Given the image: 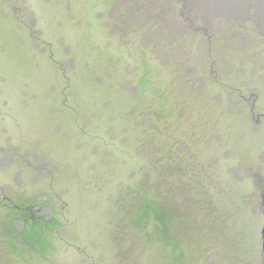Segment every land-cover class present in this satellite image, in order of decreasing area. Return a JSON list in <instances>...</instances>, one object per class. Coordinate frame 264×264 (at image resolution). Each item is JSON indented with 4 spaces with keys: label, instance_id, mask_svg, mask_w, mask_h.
<instances>
[{
    "label": "rangeland",
    "instance_id": "1",
    "mask_svg": "<svg viewBox=\"0 0 264 264\" xmlns=\"http://www.w3.org/2000/svg\"><path fill=\"white\" fill-rule=\"evenodd\" d=\"M252 2L250 12L235 8L239 17L210 13L213 32L198 34L186 22L175 24L164 0H0V148L41 155L47 149L57 167L52 191L68 193L70 203L64 233L50 236L60 264L263 263L262 185L241 178L238 167L253 164L264 179V127L256 131L245 118L228 115L218 145L209 137L210 152L201 135H189L187 199L182 187L171 185L169 166L158 169L161 182L155 167L140 170L143 112L169 104L147 89L143 110L139 92L126 86L145 72L170 82L171 57L164 54L179 51L189 53L190 63L208 69L215 63L264 87V28ZM202 6L192 12L203 13ZM260 96L264 104V88ZM225 155L220 167L216 161ZM12 174L0 171L2 183ZM157 197L179 212L192 209L198 227L190 232L199 242L180 247L183 257L173 259L172 247L157 243L153 217L139 232L138 210ZM112 243L115 257L108 253ZM85 246L93 261L82 263Z\"/></svg>",
    "mask_w": 264,
    "mask_h": 264
},
{
    "label": "flooded vegetation",
    "instance_id": "2",
    "mask_svg": "<svg viewBox=\"0 0 264 264\" xmlns=\"http://www.w3.org/2000/svg\"><path fill=\"white\" fill-rule=\"evenodd\" d=\"M164 1L173 11L172 18L175 24L180 25L182 21L186 22L198 34H205L208 29L213 32L210 25V13L231 14L230 16L239 17L235 8L246 13L250 12L248 8L253 6L252 1H254L257 19L264 28L263 12L257 0L245 2L233 0L229 6L225 3L226 0H208L209 2L204 0L203 6L200 3L201 0ZM241 3L247 7H243ZM224 5L226 6L223 8ZM193 6L198 8L202 6L205 9L203 13L197 15L192 12ZM241 15L245 16V14ZM196 20L200 22L199 27H195ZM164 55L171 57L172 66L171 69L170 66L168 68L170 82L163 81L161 74H158L157 79L154 80L148 72H145L140 76L137 84L132 85L131 81H128L126 86L131 88L130 91H135L134 93L139 92L138 97L143 110H146L149 105L147 89L154 90V97L156 98L157 94L159 104H169L160 106L157 110L148 112L147 115L143 112L145 115L142 116L143 124H141L140 133L139 152L142 155L140 170L144 172L148 165L155 167L159 175L157 180L161 182L164 178L159 174L158 169L169 166L170 173L166 174L170 175L173 182L171 185L177 188L182 187L185 198L188 199L191 189L189 180L192 178L187 168L192 162L186 158L190 150L189 135L191 138L201 135L202 139H205L203 142L207 145H204L205 150L210 152L213 150V145L209 137L212 136V142L214 146H217V141H220L219 136L221 138L223 132L227 130L222 129L221 124L228 119V115L233 116L232 120L238 117L245 118L249 122V125L246 123L245 126L252 127L256 131L264 127V104L260 96V94L263 95L264 87L256 86L251 82L246 83L241 80L242 76L239 72L232 74L233 72L227 73L222 68L216 69L215 63L210 69L204 65L190 63L189 53L182 55L179 51H174L172 55L171 53ZM169 110H172L170 114ZM149 113H151L150 116ZM211 120L214 122L213 129L210 125ZM22 150L21 146L6 150L0 148V171L5 169L13 171L9 181L2 183L0 180V264H60L54 255L50 236L62 235L65 224L69 222L67 211L70 203L69 199L64 198V195L68 193L52 191L54 178L51 172L57 167L52 165L47 149V153L42 155L33 148L26 149L24 152ZM180 155L185 158L182 159ZM226 155L222 156L223 161L215 160L220 167L226 161ZM209 162L205 163L204 160L202 162L207 170H209ZM179 168H181L180 172ZM182 168H185V173L182 172ZM238 170L242 174L241 178L247 177L250 181L261 183L264 206V179L258 180L253 164H241ZM179 173H183L186 177L179 176ZM179 178L182 181H179ZM177 182H182V185ZM198 189L205 196V186H198ZM138 213L139 232L143 227L147 228L148 219L153 217L159 227L157 243L159 242L161 247H172L173 259L183 257L179 255L182 253L179 250L180 247L189 248L190 245L196 246L199 242L191 235V232L198 227V224L190 218L192 209L179 212L172 203L157 197L156 200L147 198L143 201ZM200 214L198 217H201ZM81 248H83L79 251L82 257L81 262L93 261L92 255L88 252V246ZM109 252L111 256L115 255L113 243L110 250L108 249Z\"/></svg>",
    "mask_w": 264,
    "mask_h": 264
},
{
    "label": "water",
    "instance_id": "3",
    "mask_svg": "<svg viewBox=\"0 0 264 264\" xmlns=\"http://www.w3.org/2000/svg\"><path fill=\"white\" fill-rule=\"evenodd\" d=\"M263 214H264V211H263ZM261 237H262V256H263V263L264 264V226L262 228V231H261Z\"/></svg>",
    "mask_w": 264,
    "mask_h": 264
},
{
    "label": "bare ground",
    "instance_id": "4",
    "mask_svg": "<svg viewBox=\"0 0 264 264\" xmlns=\"http://www.w3.org/2000/svg\"><path fill=\"white\" fill-rule=\"evenodd\" d=\"M257 1L259 3V7L262 10L263 16H264V0H257Z\"/></svg>",
    "mask_w": 264,
    "mask_h": 264
}]
</instances>
